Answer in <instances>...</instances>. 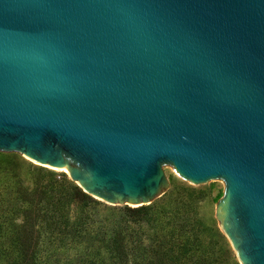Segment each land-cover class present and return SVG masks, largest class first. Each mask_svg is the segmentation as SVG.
Returning <instances> with one entry per match:
<instances>
[{"label":"water","instance_id":"water-1","mask_svg":"<svg viewBox=\"0 0 264 264\" xmlns=\"http://www.w3.org/2000/svg\"><path fill=\"white\" fill-rule=\"evenodd\" d=\"M0 151L145 205L220 179L214 216L264 264V0H0Z\"/></svg>","mask_w":264,"mask_h":264},{"label":"rangeland","instance_id":"rangeland-1","mask_svg":"<svg viewBox=\"0 0 264 264\" xmlns=\"http://www.w3.org/2000/svg\"><path fill=\"white\" fill-rule=\"evenodd\" d=\"M163 171L167 186L145 204V218L128 216L122 210L126 204L113 205L89 195L93 201L87 206L76 198L69 203L64 200L61 208L68 224L61 223L54 229L56 213L51 204L58 208L61 197L69 196L59 179L62 183L75 182L67 171L40 165L15 151H0V264H21L26 246L35 252L36 260L31 264H61L65 260L82 264L79 257L92 250L107 258L110 251L103 240L110 241L114 236L125 242L128 257L139 245L147 244L150 257L153 244L159 240H168L174 247L186 240L188 250L182 260L193 254L191 264L196 257L205 258L200 264H240L214 216L215 203L223 194L222 180L191 184L169 165H164ZM170 210L175 217L168 219ZM157 214L161 217L155 220ZM198 219L201 223L196 226ZM82 222L85 228L77 230ZM108 263L112 264L110 260Z\"/></svg>","mask_w":264,"mask_h":264},{"label":"trees","instance_id":"trees-1","mask_svg":"<svg viewBox=\"0 0 264 264\" xmlns=\"http://www.w3.org/2000/svg\"><path fill=\"white\" fill-rule=\"evenodd\" d=\"M69 183L65 182L62 183L61 179H59V183L62 186V189L66 187V195L68 196V199H65V197H61L62 200H59L57 202L58 208L54 207V204H51L53 208L55 209V218L53 219L54 222V229L57 228V225H66L68 224V218L64 214L63 209L61 208V204L63 205V201L66 200L68 203L71 199L76 198L79 200V202L83 206H87L92 202V198L83 192L80 187L73 183L68 181ZM58 191V190H57ZM28 210V208L26 209ZM24 210V212L26 211ZM128 216L136 219H143L145 216H147V206L146 205H139L135 207H129L125 205L122 209ZM55 213H50L51 215ZM38 214L36 213V216ZM172 214V211L167 212V217L168 219L175 217V215ZM31 216H33L31 214ZM31 216L29 217V220H32ZM161 216L158 214L155 216V220H158ZM201 221L198 219L196 221V226L200 225ZM72 227V226H69ZM82 228H85V223H81L80 225L77 226V230H81ZM70 229V228H69ZM199 231L198 229H196ZM195 230V231H196ZM76 231V230H75ZM196 231V232H197ZM36 234H38L39 229L36 227L35 229ZM117 236H114L110 241H104L103 244L108 246L109 256L105 258V255H98V252L95 250L92 251H84L82 255L79 257V260L81 261L82 264H109L108 261L110 260L112 264H191V260L193 258V254L186 256L183 260L180 259L185 253L186 249L185 245L186 240L184 241L185 243L177 244L176 247L168 240H159L157 243L155 242L152 247L151 254L153 256H148L147 254V244L146 245H139L136 249L137 252L133 253L131 257H128L127 252L125 250V242L120 239L116 238ZM98 244L99 241H98ZM188 246V245H187ZM33 248V247H32ZM30 246H26V248L22 249V255L20 256L21 258V264H31L32 262H35V252L33 250L30 251ZM196 261H193L195 264H200L205 263V258L203 261L202 257H196ZM61 264H68V261L65 260L61 262Z\"/></svg>","mask_w":264,"mask_h":264},{"label":"bare ground","instance_id":"bare-ground-1","mask_svg":"<svg viewBox=\"0 0 264 264\" xmlns=\"http://www.w3.org/2000/svg\"><path fill=\"white\" fill-rule=\"evenodd\" d=\"M131 205V204H130Z\"/></svg>","mask_w":264,"mask_h":264}]
</instances>
